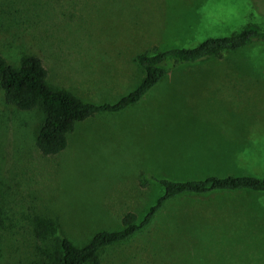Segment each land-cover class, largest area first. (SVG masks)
I'll use <instances>...</instances> for the list:
<instances>
[{
    "label": "rangeland",
    "instance_id": "1",
    "mask_svg": "<svg viewBox=\"0 0 264 264\" xmlns=\"http://www.w3.org/2000/svg\"><path fill=\"white\" fill-rule=\"evenodd\" d=\"M248 26L264 32V0H0V53L13 67L38 56L52 88L114 103L143 79L137 54ZM41 121L0 96V264L47 262L38 218L78 246L128 212L140 219L156 179L264 178V42L174 68L136 106L76 123L57 155L35 147ZM100 263L264 264V193L172 199Z\"/></svg>",
    "mask_w": 264,
    "mask_h": 264
},
{
    "label": "trees",
    "instance_id": "2",
    "mask_svg": "<svg viewBox=\"0 0 264 264\" xmlns=\"http://www.w3.org/2000/svg\"><path fill=\"white\" fill-rule=\"evenodd\" d=\"M11 41L10 43H13ZM254 42H264V32L248 26L228 36L211 37L191 48L155 50L152 54L139 53L134 62L143 72L137 87L114 103L85 102L64 89L52 88L42 60L24 52L17 67L8 64L0 53V96L5 105L19 111L39 110L42 121L35 137V147L43 156H54L65 150L67 135L76 123L96 114H120L136 106L142 98L162 82L177 67L198 64L233 53ZM162 189L158 197L139 219L128 212L115 231L94 233L85 244L78 246L68 238L58 235L55 222L38 218L34 228L38 238L54 241L51 253L43 252L45 264H101L100 255L106 249L127 243L146 230L164 205L183 195L201 196L214 192L252 191L264 193V178L253 176H210L198 180L156 179ZM49 250V248H48ZM46 254V255H45Z\"/></svg>",
    "mask_w": 264,
    "mask_h": 264
}]
</instances>
